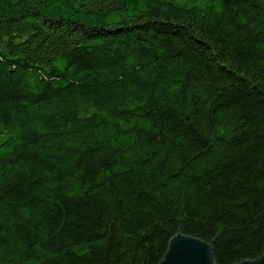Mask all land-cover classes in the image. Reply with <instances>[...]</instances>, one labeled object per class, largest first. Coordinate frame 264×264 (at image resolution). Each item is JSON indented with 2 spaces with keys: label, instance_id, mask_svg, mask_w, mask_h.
<instances>
[{
  "label": "trees",
  "instance_id": "obj_1",
  "mask_svg": "<svg viewBox=\"0 0 264 264\" xmlns=\"http://www.w3.org/2000/svg\"><path fill=\"white\" fill-rule=\"evenodd\" d=\"M264 256V0H0V264Z\"/></svg>",
  "mask_w": 264,
  "mask_h": 264
},
{
  "label": "water",
  "instance_id": "obj_2",
  "mask_svg": "<svg viewBox=\"0 0 264 264\" xmlns=\"http://www.w3.org/2000/svg\"><path fill=\"white\" fill-rule=\"evenodd\" d=\"M160 264H216L210 244L197 238L177 235L171 239ZM240 264H264V256Z\"/></svg>",
  "mask_w": 264,
  "mask_h": 264
}]
</instances>
